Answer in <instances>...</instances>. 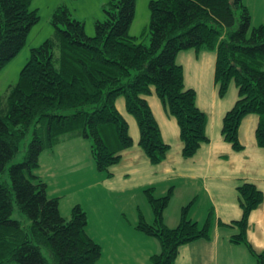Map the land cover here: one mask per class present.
<instances>
[{
  "label": "trees",
  "instance_id": "obj_1",
  "mask_svg": "<svg viewBox=\"0 0 264 264\" xmlns=\"http://www.w3.org/2000/svg\"><path fill=\"white\" fill-rule=\"evenodd\" d=\"M135 1L107 0L92 36L65 3L56 4L50 16L52 35L30 49L16 82L0 97V174L6 170L9 179H0V264H49L42 248L52 264H95L100 258L101 244L86 230L85 209L77 203L63 216L58 197L48 194L35 171L42 151L79 136L91 139L95 166L108 174V167L133 143L115 105L119 96L137 123L138 146L151 163L161 162L169 149L144 98L151 87L178 124L183 157L193 156L208 141L206 115L176 62L181 50L214 51L218 95L223 97L231 82L237 90L238 97L222 117L223 139L240 150L239 123L245 115L256 114L255 140L264 148V24L249 29L250 14L242 0H149L148 42H142L129 32ZM30 3L0 0V70L23 47L39 19ZM28 132L23 159L9 163ZM152 188L143 191L153 219L147 222L139 212L135 228L159 243L149 264H173L179 246L210 238L211 216L201 225L191 220L190 202L180 208L178 223L169 227L163 212L173 186L161 196ZM236 191L241 215L230 223L237 231L229 240L242 243L257 264H264V251H257L246 236L249 214L263 193L248 181ZM14 202L28 222L12 217Z\"/></svg>",
  "mask_w": 264,
  "mask_h": 264
},
{
  "label": "crops",
  "instance_id": "obj_2",
  "mask_svg": "<svg viewBox=\"0 0 264 264\" xmlns=\"http://www.w3.org/2000/svg\"><path fill=\"white\" fill-rule=\"evenodd\" d=\"M215 61L216 53L207 49L199 51L187 49L176 54V62L183 69L184 84L195 90L197 98H199L198 80L207 76L199 65L205 63V69L209 74L207 78L211 84L210 110L205 125L208 141L202 143L193 156L187 158L182 156L178 124L174 117L166 113L153 87L144 98L159 125L164 142L169 145L166 156L161 162L151 163L138 146L139 129L133 116L125 110L122 96L116 99L115 105L127 121L133 143L121 151V158L117 163L108 167V174L98 171L92 165L81 177L69 174L75 172L82 144L90 146L89 141H79L78 138L66 140L67 142L63 140L53 149L41 152L39 167L35 172L44 180L42 173L37 172L41 169L40 157L42 154H45V158L50 155L53 168L49 167L48 175L52 181H44L47 184L48 194L58 197L59 210L61 211L63 191H67L72 199L76 193L82 194V197L75 198L74 201L82 198L83 201L77 203L87 213L86 230L102 248L101 256L95 264H149V256L159 251L157 240L151 236L147 237L135 228L139 212L145 220L151 217L142 210L144 209L142 197L147 201L143 190L147 187H153V193L160 191L163 195L169 186H173L169 202L173 195H177V190L192 196L189 201L178 204V210L174 213L168 212V202L163 217L169 227L178 223L179 211L183 205H186L184 203L191 202L188 217L199 225L208 215L211 216L210 238L197 239L179 246L173 264H217V257L224 260L222 264H228L227 262L235 258L243 262L244 258L240 259L242 256H245L247 261L255 258L245 246L244 249H230V244L233 242L229 241V237L231 232L236 230L230 223L241 215L236 186L244 181L255 184L263 193L262 202L249 214L246 236L257 251H264V148L257 144L254 135L258 116L247 114L241 119L238 139L243 147L240 150H234L230 143L223 139L222 117L231 107L233 98L223 106L217 107L224 96L218 95L214 82ZM234 88L233 85L232 92ZM197 106L200 107L199 104ZM126 112L130 116L126 115ZM71 143L72 148L61 164L59 161L63 160V152L69 150ZM221 144H224L225 152L219 150ZM61 170L65 171L64 174ZM176 180L178 185L174 183ZM74 183H77L78 187L74 186ZM198 189L203 191V198L202 195L195 193ZM71 201H65L64 204ZM73 203L69 204L63 214L66 215L67 211H70ZM199 203L195 211L196 214L199 211L196 217L193 210ZM147 240H152V244H148ZM233 245L239 246L236 243Z\"/></svg>",
  "mask_w": 264,
  "mask_h": 264
},
{
  "label": "rangeland",
  "instance_id": "obj_3",
  "mask_svg": "<svg viewBox=\"0 0 264 264\" xmlns=\"http://www.w3.org/2000/svg\"><path fill=\"white\" fill-rule=\"evenodd\" d=\"M106 1L107 0H31L30 7L36 8L39 19L37 20V22H35L31 26V28L27 34L26 41H25V44L23 45V47L18 51V53L15 56H13L1 68V70H0V97L5 96L8 92L9 86L16 82L20 69L22 68V66L25 64V62L27 61V59L30 56V49L34 46L39 45L44 39H46L47 37L52 35L53 27L50 23V16H51V12H52L53 7L56 4L65 3V6H67V8L70 10L71 14L74 17L82 20V22L84 23L85 33L88 36H92L94 34V21L95 20H102L104 17L103 7H104ZM148 2H149V0H136L135 1L134 18H133V21L131 23L132 25H131L130 30H129L130 34H135L138 37V40H140L142 42H148V22H149ZM242 3H243V5H245L247 7L248 12L250 14L249 29H252V27H257L260 24H264V0H242ZM234 14H235V16H238L239 10L235 8ZM199 66L203 69L202 72H205L206 75L209 77V74H208L207 70L205 69V63L201 64ZM263 69H264V64H263ZM207 76H203L202 78H200L198 80L197 88L199 90V98H197V95H196V102H197L196 104L197 105L199 104L200 107L199 106L198 107L200 108V110L202 112L205 113L206 122H207V116L209 115V110H210L209 109V101H210V91H211V84L209 83ZM195 82H197V81H195ZM233 85L234 84L232 82L229 84L228 90L224 95L223 101L217 107H219L221 105L223 106L225 103L229 102L231 100V98H233V101L230 105V106H232L235 99L238 97L236 88H234V92H232V90H231V87ZM126 115L130 116L127 112H126ZM244 128H245V126L243 127V129ZM160 133H161V131H160ZM205 133H206V129H205ZM161 137H162V135H161ZM73 138H78L79 141L80 140L89 141L90 145H91V139L90 138L79 137V136L73 137ZM73 138H70V139H73ZM29 139H30V132H28L27 136L20 142L18 152L11 159V161L9 163L19 162L23 159V156H24L26 146L28 144ZM66 140L71 141L69 139H65L64 141L67 142ZM163 141H164V139H163ZM221 145L222 146H221V148H219V150L225 152V150H223L224 144H221ZM71 148H72V143H71V147L69 148V150L63 152V160L59 161L61 164L64 163L65 158H66V154L71 150ZM46 151L47 150H44V152H46ZM44 155L45 154H42L40 157L41 169L37 170V172L42 173L44 180L51 182L52 179L50 180L49 175H48L49 167L51 166V156L48 155V157L45 158ZM90 165H92L96 168L93 156L91 154V146H87L86 144H82V150H81V153L79 155V160H78L77 166L75 167V172L69 173V174L70 175L76 174V175L81 177L82 175L86 174L89 171ZM61 172L64 174L65 171L61 170ZM52 175H53V173L51 171V177H52ZM0 179H5V180H7V182H9L6 170L0 174ZM174 183L177 184L178 181L176 180V181H174ZM59 184H61V183H59ZM182 185H184V184H182ZM74 186L78 187L77 183H74ZM176 192H177V195H173L172 199L170 200V202L168 204L169 205L168 206V212L174 213L175 210H178V204H180L181 202H187L192 198V196H188L187 194H182V191L177 190ZM195 193L198 194L199 196L202 195V198L204 197L203 191H201L199 189L196 190ZM195 193H193V194H195ZM160 194H161L160 191H157L156 193H154L155 196H159ZM80 197H82L81 192L76 193L72 199L69 196L67 191H63L62 196H61V204H60L61 211H60V213L62 212L61 214L63 216L68 217L70 211H67L68 213L65 215V214H63L64 210H66V208H68V206L71 202H74L73 205L77 204V202H79V203L82 202L83 201L82 198L79 199L78 201H74L75 198H80ZM65 201L66 202L71 201V202L64 204ZM142 201L144 202V207H143L144 209H142L143 212L147 216H149V214L151 215V217L148 220L146 219L145 221L151 222V220L153 219L151 207L149 206L147 201H145L144 197H142ZM184 204H187V203H184ZM13 205H14V209H13L12 217L20 219L23 222H28V219L26 218V216L18 210L15 202L13 203ZM199 205H200V203L197 204V206H195V210H193L194 212L196 211V209ZM147 208H148V210H147ZM198 213H199V211H198ZM198 213L196 214V212H195L196 217H198ZM236 231L237 230H235V232ZM232 232H234V231H232ZM232 232H231V234H232ZM147 237H149V236L147 235ZM154 239L157 240L156 238H154ZM147 241H148L147 242L148 244H152V240H147ZM233 244H235V243L233 242ZM233 244H230V249H236V248L244 249L243 248L244 245L242 243H236L239 246H236ZM219 249L222 250L221 247H219ZM41 251H42L43 255L47 257L48 263L52 264V261L49 257L47 250L45 248H42ZM243 258H244L243 262H240L239 260H237L235 258L234 260L229 261L227 263L228 264H255V262H256L255 258L247 261V258L245 256H242V258H240V259H243ZM216 261H217V264H222L224 262V260H221L220 257H217ZM225 261H226V259H225ZM251 262H253V263H251Z\"/></svg>",
  "mask_w": 264,
  "mask_h": 264
}]
</instances>
